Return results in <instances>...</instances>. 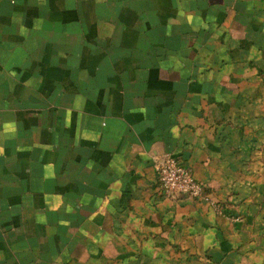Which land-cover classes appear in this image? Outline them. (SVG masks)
<instances>
[{"label":"crops","instance_id":"crops-1","mask_svg":"<svg viewBox=\"0 0 264 264\" xmlns=\"http://www.w3.org/2000/svg\"><path fill=\"white\" fill-rule=\"evenodd\" d=\"M0 264H264V0H0Z\"/></svg>","mask_w":264,"mask_h":264},{"label":"built area","instance_id":"built-area-1","mask_svg":"<svg viewBox=\"0 0 264 264\" xmlns=\"http://www.w3.org/2000/svg\"><path fill=\"white\" fill-rule=\"evenodd\" d=\"M153 165L158 175L159 187L166 197L183 194L207 199L203 184L174 156L164 154L156 158Z\"/></svg>","mask_w":264,"mask_h":264}]
</instances>
